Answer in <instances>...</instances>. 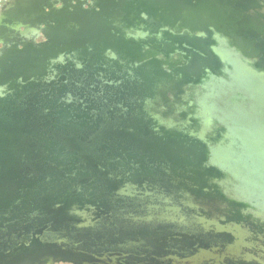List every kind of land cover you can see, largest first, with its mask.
I'll return each instance as SVG.
<instances>
[{
    "label": "water",
    "instance_id": "obj_1",
    "mask_svg": "<svg viewBox=\"0 0 264 264\" xmlns=\"http://www.w3.org/2000/svg\"><path fill=\"white\" fill-rule=\"evenodd\" d=\"M0 45V264H264V0H9Z\"/></svg>",
    "mask_w": 264,
    "mask_h": 264
},
{
    "label": "flooded vegetation",
    "instance_id": "obj_2",
    "mask_svg": "<svg viewBox=\"0 0 264 264\" xmlns=\"http://www.w3.org/2000/svg\"><path fill=\"white\" fill-rule=\"evenodd\" d=\"M9 0H0V7H3L5 3H7ZM45 40L44 35H41L38 38V41L41 42ZM1 46V45H0ZM75 254L72 255H59L58 257H55L52 261L49 260L47 262H42L40 264H110V263H103L104 259H96L93 257H90L89 255L85 254L83 256H74ZM126 261L118 264H140L141 261L139 260H134L133 258H123ZM121 259V260H123ZM100 261V262H99ZM103 261V262H102ZM106 262V260H105ZM142 264H147V263H142ZM150 264H160V263H155L154 261Z\"/></svg>",
    "mask_w": 264,
    "mask_h": 264
}]
</instances>
